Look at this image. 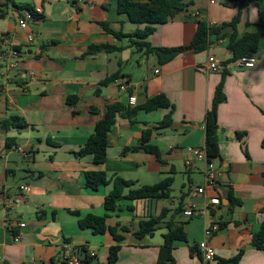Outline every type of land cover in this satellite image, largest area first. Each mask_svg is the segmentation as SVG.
Segmentation results:
<instances>
[{
  "label": "crops",
  "instance_id": "obj_1",
  "mask_svg": "<svg viewBox=\"0 0 264 264\" xmlns=\"http://www.w3.org/2000/svg\"><path fill=\"white\" fill-rule=\"evenodd\" d=\"M186 1V8L171 21L156 26L147 39L152 47L189 45L199 20L218 27L239 16L238 36L262 32L257 26L261 0ZM12 2L32 4L42 17L29 20L28 27L21 29L19 20L28 11L18 10ZM0 4V53L8 50L1 41L3 36L11 39L13 47H20L17 58L0 60V264H59L67 245L81 251L85 248L91 264H106L109 249L116 244L121 247L117 264H156L173 210L180 203L202 206L216 196L221 206L211 216L176 217L174 222L184 223L187 240L175 243V264H203L197 245L211 222H217L220 230L209 241L216 258L208 264H220L241 250L244 253L238 264H264V248L252 245L253 236L264 224V36L253 68L227 63L232 58L227 48L234 33L231 27L211 36L205 51L187 50L159 65L155 56L138 51L128 38L118 39L104 29L102 23L127 34L144 28L120 14L116 0H0ZM103 44L121 50L85 55L91 45ZM209 55L219 58L221 70H207ZM15 59L17 68L6 69ZM223 71L227 72V100L218 111L220 158L210 162L219 173L218 183L205 194H197L195 189L205 182L206 164L196 162L187 167V149L204 147L205 117ZM117 73L118 79L102 85ZM123 85L128 86L127 91ZM160 94L173 105L169 126L162 127L161 121L171 109H139L133 121L117 118L108 135L104 164H96L91 155H75L110 104L139 107ZM70 96H77L78 102L68 104ZM130 96L136 97L135 105L129 104ZM12 116L26 121L28 127L4 128L2 123ZM147 130L160 159L132 149L140 145ZM238 132L244 134L241 140L236 137ZM9 137L16 139V146L6 147ZM87 171L118 175L140 183L137 187L167 177L175 182L177 173H185L189 183L180 184L174 195L173 182L171 196L166 199L122 202L123 211L112 213L107 221L111 227L119 223L129 230L119 227L117 232L124 239L117 243L109 231L95 234L79 226L81 218L105 213L104 199L112 190L111 184L96 191L87 188ZM195 172L201 181L192 177ZM162 174L168 175L161 180ZM24 184L28 191L21 192ZM17 196L21 201L14 220L25 222L23 229L9 225L4 209L6 201ZM132 205L133 211L127 209ZM163 209L170 212L158 230L137 238L134 233L140 222L160 215Z\"/></svg>",
  "mask_w": 264,
  "mask_h": 264
},
{
  "label": "trees",
  "instance_id": "obj_2",
  "mask_svg": "<svg viewBox=\"0 0 264 264\" xmlns=\"http://www.w3.org/2000/svg\"><path fill=\"white\" fill-rule=\"evenodd\" d=\"M10 1V0H8ZM117 11L120 14H126L132 23L138 25H144L143 29H138L132 34L113 31L108 27V24L102 23L104 29L114 37L118 39L128 38L130 44L135 46L138 51L144 52L145 55L155 56L159 65L165 64L174 59L180 53L187 50H192L195 53L205 51L210 44L211 36L220 35L221 31L226 27L234 29V33L230 35L227 48L232 53V58L227 63H236L239 59L255 55L259 49V42L262 36H264V0L258 4V23L257 26L262 32H246L241 36L236 33V25L239 21V16H236L230 23H224L218 27H212L204 20L197 22V30L193 40L187 46L181 47H152L147 39L156 30V26L165 24L171 21L178 13L186 8L188 2L186 0H116ZM12 5L18 10H27L31 13L33 20L41 18L42 15L37 13L32 4L18 5L12 2ZM2 4H0V7ZM20 52V47H14ZM121 47L116 45H91L85 55H94L101 51L108 53L120 51ZM227 72H222V79L215 89V93L211 102V105L206 113L205 117V150L207 155V161L210 163L212 160L220 158L219 149V122L218 111L221 104L227 100L226 93L224 91V84ZM119 74H114L111 77L103 81L102 85H106L116 79ZM98 92V91H97ZM79 98L77 96H70L67 98L68 104H76ZM139 109L145 111H154L158 109H171V111L165 115L161 121L162 127L169 126L172 119L173 105L168 98L163 95L154 96L139 107L123 106L119 103L110 104L105 112L103 119H101L95 126L94 133L89 136L83 147L75 153L77 157H84L91 155L96 164H104L107 161V149H108V135L112 127L115 125L118 117H126L132 119L136 115ZM2 126L4 128H26L28 124L18 116H12L6 119ZM243 133L238 132L236 137L241 140ZM151 131L147 130L143 133L141 143L132 149L144 150L147 153L154 154L157 159H160V152L157 146L150 144ZM264 144V140H263ZM15 138L6 139V147L12 148L16 146ZM247 154V152H246ZM85 185L87 188L96 191L100 187L105 185H112V190L104 199L105 213L103 215L89 214L79 220V226L81 228L92 229L95 234H104L107 231L111 233L115 241L118 243L124 239L123 235L118 234L119 227L122 231H129L127 227L117 224L116 226H109L107 224L108 219L112 213L123 211L122 202H138V201H151L166 199L171 196L172 184L174 182L173 177H167L163 181L154 185H141L135 187L136 181L127 180L118 175L109 176L104 171H87L84 173ZM240 203V202H239ZM183 206L181 203L176 209L173 210V214L167 223V233L164 234V242L159 250V255L156 264H175L173 256L174 245L178 241H186L187 236L184 231L183 222H174L176 217L182 214ZM127 209L133 211L134 206H128ZM170 212L168 209H163L162 213L158 216H149L140 222V228L134 233L137 238H143L145 236L153 235L158 230L159 225L165 220L167 214ZM79 215L77 212H74ZM253 247L257 249L264 248V224L261 226L258 233L253 236ZM120 245L116 244L109 249L108 262L106 264H117L119 258ZM85 257L84 264H91L89 255L86 253L85 248L79 250ZM244 251L241 250L237 255L230 259H223L220 264H238L243 256Z\"/></svg>",
  "mask_w": 264,
  "mask_h": 264
},
{
  "label": "built area",
  "instance_id": "obj_3",
  "mask_svg": "<svg viewBox=\"0 0 264 264\" xmlns=\"http://www.w3.org/2000/svg\"><path fill=\"white\" fill-rule=\"evenodd\" d=\"M210 4H215L217 0H209ZM33 20L31 13L27 12L25 17L19 20V27L21 29H26L28 27V21ZM28 40L31 42L33 37L30 35ZM2 43L8 47L7 51L0 53V60H6L8 57L17 58L19 56V52L13 47L12 41L9 37L3 36L1 39ZM238 68H253L256 64V56L249 55L239 59L236 63ZM18 63L16 59L12 62H8L6 69H15L17 68ZM207 70L216 72L223 68V63L219 60L216 55H209L207 59ZM158 72V71H156ZM4 75V74H3ZM31 76H34V72H30ZM123 90L127 91L128 86L123 85ZM129 104H136V97L130 96ZM187 159L186 166L193 167L196 162H204L206 164L204 169V185L202 187H198L195 189L197 194H205L207 188L214 189L216 184L218 183V171L211 166V163L207 161V155L205 147L195 148L189 147L187 149ZM21 192L28 191V185L24 184L20 186ZM20 196L9 198L5 205L4 209L6 211L7 220L9 225H16L20 229L26 227L25 222H17L14 220V211L16 207L20 204ZM221 206V199L219 197H213L209 200H206L202 206H199L195 203H189L183 206L182 214L187 217H196L200 216L206 218L211 216L214 212H216ZM220 230L219 224L217 222H211L204 229L203 239L198 243V251L202 257L203 264H208L216 258V252L214 248L210 245L209 241L212 236ZM16 240H20V236L16 237ZM85 257L79 249L67 245L61 254V260L59 264H84Z\"/></svg>",
  "mask_w": 264,
  "mask_h": 264
},
{
  "label": "rangeland",
  "instance_id": "obj_4",
  "mask_svg": "<svg viewBox=\"0 0 264 264\" xmlns=\"http://www.w3.org/2000/svg\"><path fill=\"white\" fill-rule=\"evenodd\" d=\"M18 1H21V0H18ZM166 175H168V174L160 175V179L163 180L166 177ZM131 177H133V176H131ZM192 177L198 182L201 181V176L198 172L193 173ZM147 181H150L149 183H155V182H153V180H147ZM188 183H189L188 182V176L185 173H177L176 178H175V182L173 185V194L176 195L179 193L180 188H181L180 184H188ZM137 184H140V183H137ZM135 187H137V186H135Z\"/></svg>",
  "mask_w": 264,
  "mask_h": 264
},
{
  "label": "water",
  "instance_id": "obj_5",
  "mask_svg": "<svg viewBox=\"0 0 264 264\" xmlns=\"http://www.w3.org/2000/svg\"><path fill=\"white\" fill-rule=\"evenodd\" d=\"M31 53V52H30ZM222 132L225 134V135H227L228 134V132H225V130H222ZM232 135V134H231Z\"/></svg>",
  "mask_w": 264,
  "mask_h": 264
}]
</instances>
